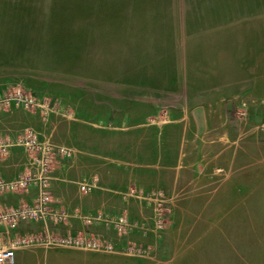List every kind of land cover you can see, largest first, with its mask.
<instances>
[{
	"label": "rangeland",
	"instance_id": "obj_1",
	"mask_svg": "<svg viewBox=\"0 0 264 264\" xmlns=\"http://www.w3.org/2000/svg\"><path fill=\"white\" fill-rule=\"evenodd\" d=\"M207 1L212 0H0V92L19 85L40 99L49 97L57 107L45 121L22 106L0 116V138H5L0 142L9 143L0 151V164L16 174L25 167L28 155L16 141L26 127L43 137L52 133L53 142L71 148L51 172L53 210L67 215L48 217L45 224L24 222L21 229L32 234L45 227L76 231L83 216L98 212L106 219L126 214L135 224L118 235L110 223L94 222L92 230L114 243L113 251L83 249L98 252L95 260L58 263L43 250L23 255L39 246H61L35 243L20 246L15 264H158L167 258L189 233V211L176 205L189 203V175L182 185L174 174L192 168L199 149L191 145L196 136L207 137L206 123H215L225 137V166L214 169L225 171V219L256 217L250 209L252 180L239 192L227 159L240 152L252 156L264 144V99L254 115L235 112L232 121L225 114L206 115L212 76L206 70L212 67L205 65L213 60L209 36L183 35L182 25L184 20L187 31L204 30L201 21L224 11L225 29H254L244 38L256 50L246 45V54L236 53L245 64H256L264 97V0H218L219 7ZM233 37L225 36V51L226 38ZM10 148L14 151L7 153ZM90 176L96 177L97 187L80 191L78 183ZM152 190L170 200L163 228L154 225L153 203L147 198ZM127 242L142 245L145 254H128Z\"/></svg>",
	"mask_w": 264,
	"mask_h": 264
},
{
	"label": "crops",
	"instance_id": "obj_2",
	"mask_svg": "<svg viewBox=\"0 0 264 264\" xmlns=\"http://www.w3.org/2000/svg\"><path fill=\"white\" fill-rule=\"evenodd\" d=\"M224 2L222 0L221 4H224ZM207 3L211 6L216 4L219 7L220 1L212 0L207 1ZM194 23L192 18L191 24ZM200 23L204 25L202 26L204 30L187 31L183 20L182 34L209 36L207 46L211 48L209 53L213 60L210 63L207 62L208 65L205 66L209 67L210 64L212 67L206 70L207 74H212L210 78L211 85L207 88L210 96L208 98H211V102L208 104V110L205 114L212 116L225 114V120L227 121L235 119V112L246 111L247 114L254 115L260 109L261 100L264 99L261 95L259 81L256 78V64L253 62L252 64H245L236 52H246L248 39H245L244 36L255 34V30L244 28L225 29L224 11L221 13L216 12L212 19L208 18ZM193 28L192 26L191 29ZM225 34L235 36L231 39L226 38L227 51H225ZM254 44L253 46L248 45V49L255 51L256 45ZM198 97L200 98V95H197ZM10 112H14V108H11ZM10 112L1 111L0 116H5ZM206 126L209 129L206 132L207 137L202 139L196 136L194 140L195 135L193 134L191 139L194 140L191 146L196 145L199 149L190 161L192 168L184 170L181 167L179 168L180 171L174 174L176 184L179 180L182 185H185L183 183L185 181L184 176L189 175V203L176 204L180 209L189 211L185 213L186 218L189 219L187 224L189 233L181 236L175 249L169 252L167 258L159 261L158 264H264V144H259L252 156L241 155L240 152L235 154L233 158L227 159V164L229 162L233 164L232 168L236 174V179L239 181V192L242 191L241 188L245 187V181L252 180L255 202L250 209L255 212L256 216L254 218L228 220L225 219V171L223 173L214 171L215 167L220 166L223 168L226 163L225 155H222L225 152V145L222 142L225 141V137L220 132L223 129L218 128L215 123H206ZM200 130L203 131L202 128ZM39 135L43 138L40 133ZM51 135L52 133H49V137ZM209 135L217 137L214 140V137L210 138ZM2 140L4 141L5 138L1 137L0 141ZM230 140H233V138ZM22 148L25 151L24 147ZM12 151L14 150L10 148L7 153ZM199 151H202V153L200 154ZM7 165L0 164V176L8 175V177L14 178L22 171L16 174V172H11ZM89 178H92V176ZM249 181L248 185L251 184ZM181 184L179 185L181 186ZM173 188L175 192L177 187L174 186ZM5 194H0V196ZM6 195L7 197H3L2 201L0 200V207L16 205L22 200L30 202L34 195V188L31 187L26 194L8 193ZM11 197L16 198V201L8 204L6 200L11 199ZM239 205L242 207L243 203H239ZM23 223H20L17 231L21 234H32L21 229ZM92 226L89 228L91 231H93ZM82 228H84V224L76 231ZM0 231H2L1 225ZM41 231L39 230V232ZM50 231L55 233L68 232ZM72 232H75V230ZM39 247L36 250L26 251L23 255L27 253L35 255L43 250L46 258L50 255L51 261H58L59 263V261L66 259L70 262L79 258L95 260L94 254L98 253L75 247L58 246L46 249H43L45 248L43 246ZM18 251L23 252L20 247L15 249V263ZM19 261H22V255H20Z\"/></svg>",
	"mask_w": 264,
	"mask_h": 264
},
{
	"label": "built area",
	"instance_id": "obj_3",
	"mask_svg": "<svg viewBox=\"0 0 264 264\" xmlns=\"http://www.w3.org/2000/svg\"><path fill=\"white\" fill-rule=\"evenodd\" d=\"M22 106L37 112L43 121L50 113L56 111L55 103L49 98L42 99L31 91L16 85L0 92V112L13 107ZM16 143L22 145L28 155V161L22 171L14 178L0 177V194H26L34 188V195L30 202L22 200L16 205L0 207V264L15 263V249L20 246L35 243H51L61 246L89 249L95 251H113L114 243L89 230L96 221L104 220L114 228L118 235L125 234L135 224L129 222L126 214L106 219L98 212L93 216H83L84 228L75 232L55 233L45 227L35 234H21L17 230L20 223L35 221L46 223L48 217H65V212H56L52 205L51 172L60 158L69 157L71 148L53 142L49 136L41 138L32 127H26L18 136ZM9 143L0 142V151H4ZM5 152V151H4ZM82 192H89L97 187L96 177L82 180L78 183ZM135 189H130L134 194ZM137 195V194H136ZM140 196V195H139ZM147 198L153 203L154 225L163 228L169 213V197L161 190H152ZM46 226V225H45ZM125 251L128 254H145L142 245L127 242Z\"/></svg>",
	"mask_w": 264,
	"mask_h": 264
}]
</instances>
